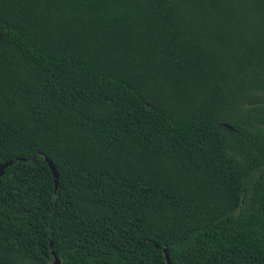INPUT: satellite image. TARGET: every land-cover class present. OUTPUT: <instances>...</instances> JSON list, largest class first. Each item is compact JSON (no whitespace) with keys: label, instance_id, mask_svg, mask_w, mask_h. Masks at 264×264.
Here are the masks:
<instances>
[{"label":"trees","instance_id":"16d2710c","mask_svg":"<svg viewBox=\"0 0 264 264\" xmlns=\"http://www.w3.org/2000/svg\"><path fill=\"white\" fill-rule=\"evenodd\" d=\"M8 161L0 264H264V0H0Z\"/></svg>","mask_w":264,"mask_h":264},{"label":"water","instance_id":"95a60500","mask_svg":"<svg viewBox=\"0 0 264 264\" xmlns=\"http://www.w3.org/2000/svg\"><path fill=\"white\" fill-rule=\"evenodd\" d=\"M44 160L47 163V165H48V167H49V169H50V171L52 173V176H53V179H54V183H55V190H56L57 186H58V174H57V171L55 169V166L52 164V162L47 157H44ZM13 163H14V161H8V162H4V163L0 164V177H2L5 174V170L7 168L11 167L13 165ZM50 246H51V244H50ZM156 247L158 248V246H156ZM162 252L164 254L166 264H171L167 248H164L162 250ZM52 255H53V258H54L52 264H61L60 260L58 259L57 255L54 252L52 253Z\"/></svg>","mask_w":264,"mask_h":264}]
</instances>
